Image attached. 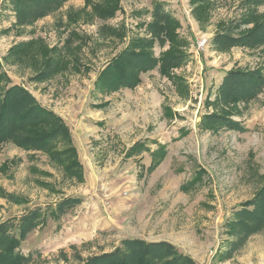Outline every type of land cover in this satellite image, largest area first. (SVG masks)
<instances>
[{"label":"rangeland","instance_id":"rangeland-1","mask_svg":"<svg viewBox=\"0 0 264 264\" xmlns=\"http://www.w3.org/2000/svg\"><path fill=\"white\" fill-rule=\"evenodd\" d=\"M243 1L114 0L116 13L105 19L107 0H68L20 27L0 0L2 71L9 85L25 87L69 126L83 170L79 181L42 152L0 145V189L28 202L19 205L0 193V223L27 207L82 199L22 243L32 264H75L74 254L111 252L129 238L171 242L197 264H264V231L232 259H221L226 222L264 185V91L223 108L245 132L202 125L205 115L220 110L211 103L226 72L264 69V46L218 51L211 44L222 26L245 16ZM155 2L179 21L187 62L168 75L145 73L134 90H100L96 82L108 63L131 41L150 38ZM257 14L264 16V5ZM200 40L207 41L202 50ZM169 48L168 42L156 45L154 55ZM49 58L63 61L64 69L36 80ZM160 149L165 156L152 168Z\"/></svg>","mask_w":264,"mask_h":264},{"label":"trees","instance_id":"trees-1","mask_svg":"<svg viewBox=\"0 0 264 264\" xmlns=\"http://www.w3.org/2000/svg\"><path fill=\"white\" fill-rule=\"evenodd\" d=\"M67 1L3 0L2 7L14 16L15 25L26 27L57 12ZM107 1L110 5L108 7L105 4L106 10L102 13L105 19L113 17L117 10L112 3L114 0ZM192 2L200 6L204 0ZM262 5L264 0H244L242 7L246 10L245 16L222 26L212 39L214 49L227 51L232 48L255 49L264 46V16L257 14V8ZM151 19L147 26L150 38L131 41L127 48L108 63L96 82L100 90L108 93L122 89L134 90L141 84L145 73L158 69L161 74L168 75L187 62L188 55L180 49L185 43L176 32L179 21L166 9V5L155 2ZM251 24L252 28L243 30ZM166 42L170 45L169 51L157 58L154 47H162ZM64 65L59 59L49 58L40 65L35 79L45 81L60 73ZM9 83L0 61V145L12 142L24 150L42 152L52 162L62 166L69 177L83 181L82 165L69 126L61 117L44 107L25 87ZM263 91V68H240L226 72L211 103L220 110L205 115L202 125L214 130L245 132L246 128L235 122L223 108L254 100ZM164 156V149L155 152L152 168ZM0 193L16 204L28 203L21 196L1 189ZM81 203V198L69 197L46 208L27 207L21 216L0 223V264H32L33 257L21 252L22 243L38 227L46 226L50 219L67 214ZM225 229L228 240L221 259L229 260L246 246L251 237L264 231V185L251 200L235 208ZM74 259L75 264H197L171 242L140 238L124 239L120 246L107 253L86 258L74 254Z\"/></svg>","mask_w":264,"mask_h":264},{"label":"built area","instance_id":"built-area-1","mask_svg":"<svg viewBox=\"0 0 264 264\" xmlns=\"http://www.w3.org/2000/svg\"><path fill=\"white\" fill-rule=\"evenodd\" d=\"M207 45V41L206 40H200L199 42H198V49L199 50H202V49H204V47Z\"/></svg>","mask_w":264,"mask_h":264}]
</instances>
